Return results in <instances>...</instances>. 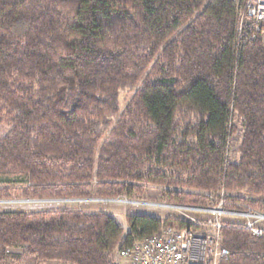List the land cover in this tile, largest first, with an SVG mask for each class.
<instances>
[{
  "label": "trees",
  "instance_id": "trees-1",
  "mask_svg": "<svg viewBox=\"0 0 264 264\" xmlns=\"http://www.w3.org/2000/svg\"><path fill=\"white\" fill-rule=\"evenodd\" d=\"M247 1L0 0V199L139 200L157 187L167 205L211 208L226 189L228 210L264 215V20L241 29ZM128 225L3 211L0 264H114L184 223ZM223 239L221 264H264V235L229 223Z\"/></svg>",
  "mask_w": 264,
  "mask_h": 264
},
{
  "label": "built area",
  "instance_id": "built-area-1",
  "mask_svg": "<svg viewBox=\"0 0 264 264\" xmlns=\"http://www.w3.org/2000/svg\"><path fill=\"white\" fill-rule=\"evenodd\" d=\"M264 20V0H248L241 19L250 23L255 31ZM222 194L218 203L211 208H180L185 215L183 227H169L147 236L119 251L127 264H220L228 260L230 252L223 246V232L232 222L243 221L244 228L254 237H262L264 229L257 223L264 219L256 216L251 208L228 210ZM198 216V218H195ZM205 217V219H203Z\"/></svg>",
  "mask_w": 264,
  "mask_h": 264
},
{
  "label": "rangeland",
  "instance_id": "rangeland-1",
  "mask_svg": "<svg viewBox=\"0 0 264 264\" xmlns=\"http://www.w3.org/2000/svg\"><path fill=\"white\" fill-rule=\"evenodd\" d=\"M131 94L126 92L120 93V104L124 108ZM238 143V142H237ZM233 157H236V152L233 151ZM163 188L150 187L147 195L139 198V200H130L125 197L114 200H104L93 197L88 200H29V199H0V212L3 211H24V212H35L42 210H83L86 212H100L104 211L110 214L116 219L118 224L124 229L125 234L130 230L128 225V217L131 215H148L158 217L167 220H176L183 222L185 215L182 214L180 208H191V207H179L170 206L166 204L165 199L161 195ZM224 195L227 199L229 193L226 189L219 192V197ZM261 202H264V198L259 197ZM183 211V210H182ZM256 216H263L260 213H254ZM198 218V216H195ZM189 219V218H185ZM205 219V217H203ZM224 222H232L234 224L244 225L243 221L227 220L223 219ZM184 223V222H183ZM257 225L264 229V219ZM243 226V227H244ZM223 246H224V239ZM120 249L117 250L113 255L114 264H127V261L119 256ZM11 253L22 254L21 250H11ZM53 264V263H50ZM221 264V263H220Z\"/></svg>",
  "mask_w": 264,
  "mask_h": 264
}]
</instances>
